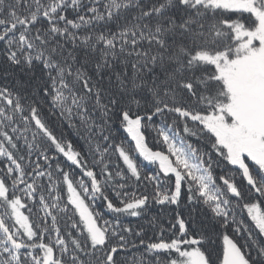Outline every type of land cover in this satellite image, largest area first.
I'll return each mask as SVG.
<instances>
[{
	"label": "snow or ice",
	"instance_id": "6c2138e0",
	"mask_svg": "<svg viewBox=\"0 0 264 264\" xmlns=\"http://www.w3.org/2000/svg\"><path fill=\"white\" fill-rule=\"evenodd\" d=\"M0 264H264V0H0Z\"/></svg>",
	"mask_w": 264,
	"mask_h": 264
}]
</instances>
